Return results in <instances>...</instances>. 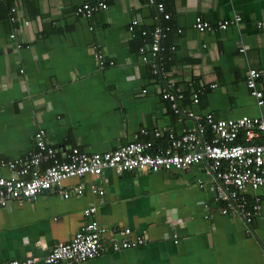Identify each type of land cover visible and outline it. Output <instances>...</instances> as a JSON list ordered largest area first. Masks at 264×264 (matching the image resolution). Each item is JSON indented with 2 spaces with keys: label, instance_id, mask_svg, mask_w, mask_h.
<instances>
[{
  "label": "crops",
  "instance_id": "obj_1",
  "mask_svg": "<svg viewBox=\"0 0 264 264\" xmlns=\"http://www.w3.org/2000/svg\"><path fill=\"white\" fill-rule=\"evenodd\" d=\"M84 1L0 0V163L31 150L38 130L61 156L69 148L113 151L140 129L147 136L138 140L164 147L166 141L154 139L153 130L176 136L192 127V121L171 114L137 53L147 41L140 32L154 25L170 29L162 41L174 47L167 75L183 93L182 107L215 119L264 116V74L256 81L261 107L244 84L248 69L264 70V0H154L169 16L158 22L149 0H106L107 9L90 19L75 15ZM233 16L239 22L224 31L193 28L196 17L214 22ZM95 50L103 54L101 69ZM9 176L0 168V177ZM211 183L201 165L154 174L105 170L66 179L62 189L79 186L80 196L63 199L48 191L0 208V264L42 259L91 220L104 230L102 248L84 264H264V188L244 190L247 198L260 200L258 215L246 226L218 213ZM90 186L102 194L90 193ZM89 208L94 213L83 216ZM125 228L129 236H121ZM137 236L144 237L143 245L110 250L111 240Z\"/></svg>",
  "mask_w": 264,
  "mask_h": 264
},
{
  "label": "built area",
  "instance_id": "obj_2",
  "mask_svg": "<svg viewBox=\"0 0 264 264\" xmlns=\"http://www.w3.org/2000/svg\"><path fill=\"white\" fill-rule=\"evenodd\" d=\"M148 5L154 8L155 21L168 20L169 16L161 3L149 0ZM106 9V0H86L75 8V15L90 19L96 11ZM239 20L240 17L233 16L232 20L211 22L196 17L193 28L199 33L209 31L212 27L224 31ZM136 23L135 20L129 23V32ZM169 30L168 27L154 25L148 32L141 31L140 35L149 41L143 42L137 53L141 61L148 64L150 75L159 85V96L172 115L177 121L184 118L192 121V127L182 129L176 136L169 131L153 130L154 139L166 141L164 147H155L151 140H138V136H147V131L140 129L131 142L113 151L87 154L77 148H69L60 151L61 156H58V150L47 144L43 131L38 130L33 135L34 146L31 150L14 160L0 163V168L10 173L9 177H0V208L12 202L35 200L48 191L57 192L63 199L78 197L83 192L81 187L63 190L61 182L85 175L98 176L105 170L154 174L201 165L204 173L212 178L211 190L214 203L219 204L218 213L239 219L246 226L255 219L260 210V200L254 195L250 205L244 190L248 188L254 192L264 188V116L215 119L209 113L199 115L182 107L180 102L183 93L167 75L168 53L173 52L174 47H167L162 41ZM244 50L245 47H240L238 52L243 53ZM94 58L98 68L105 67L100 51H94ZM108 65L111 66V63ZM262 73L264 70L248 69L244 78L249 96L257 107L263 104V94L256 83ZM210 88H214V85ZM197 94L192 96L193 105L198 102ZM89 192L102 194L94 186H90ZM93 213L94 208L82 212L85 217ZM103 232L97 222L91 220L83 224L70 240L54 244L42 259L24 258L2 264H84L100 254ZM120 233L121 236L130 234L128 228ZM144 243V237L137 236L133 239L111 240L109 247L112 252H117Z\"/></svg>",
  "mask_w": 264,
  "mask_h": 264
},
{
  "label": "trees",
  "instance_id": "obj_3",
  "mask_svg": "<svg viewBox=\"0 0 264 264\" xmlns=\"http://www.w3.org/2000/svg\"><path fill=\"white\" fill-rule=\"evenodd\" d=\"M147 41H149L148 39H147ZM138 49V48H137ZM197 97H198V94H197ZM170 111V110H169ZM172 114V113H171ZM158 142V141H157ZM154 146L156 147V146H161V147H163V145H161V144H159L158 145V143H154ZM247 198V197H246ZM247 201H248V203L251 205L252 204V198H247Z\"/></svg>",
  "mask_w": 264,
  "mask_h": 264
}]
</instances>
